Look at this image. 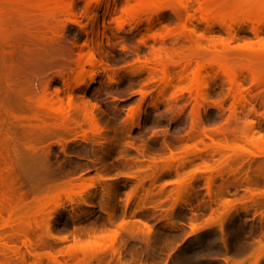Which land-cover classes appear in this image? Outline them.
Masks as SVG:
<instances>
[{
  "label": "rangeland",
  "instance_id": "374dc122",
  "mask_svg": "<svg viewBox=\"0 0 264 264\" xmlns=\"http://www.w3.org/2000/svg\"><path fill=\"white\" fill-rule=\"evenodd\" d=\"M95 2L0 0L1 263L264 264V7Z\"/></svg>",
  "mask_w": 264,
  "mask_h": 264
},
{
  "label": "bare ground",
  "instance_id": "6f19581e",
  "mask_svg": "<svg viewBox=\"0 0 264 264\" xmlns=\"http://www.w3.org/2000/svg\"><path fill=\"white\" fill-rule=\"evenodd\" d=\"M96 2V5L94 6V5H87L86 6V8H85V15L88 17L87 19H90L91 21H93L95 24L97 23L96 21H97V17H98V11H99V8H100V6H101V4H102V0H95ZM136 2H137V7H136V12H141V11H144L145 9H147V7L150 5L149 3H150V0H135ZM217 1V2H216ZM221 2V1H223L222 2V7L223 8H225L226 10H230V11H232V12H234V13H252V12H254L255 10H257L258 9V7H264V0H205V8H208V7H210V6H212L214 3L216 4V3H218V2ZM110 5H115V0H106V4H105V13H107L108 11H109V9H110ZM74 7H75V0H67V3L65 4V6H64V8H63V10H65V12H70V14L71 13H73V10H74ZM202 7V6H201ZM192 9V6L190 5V4H188V3H185L184 5H183V10H184V13H185V15H187L188 16V14H189V11ZM92 27H93V25H92ZM91 49H89V51H90ZM89 53V52H88ZM90 54V56H89V58L86 60V61H82V60H80L79 62H78V65H77V69H78V71L80 72V71H82V69H83V66H84V64H86V63H90V61L93 59V56L91 55V53H89ZM93 81V79H92V77H90V79H89V82L87 83V82H85L84 81V79L83 78H79V79H77L76 80V82L74 83V85H73V87L72 88H80V87H82V86H89L90 85V83ZM240 102H242V104H244L245 106L247 105V106H249V107H251V103H250V101L249 100H247L244 96H241L240 97ZM246 106V107H247ZM253 106V105H252ZM84 114H85V117L83 118V120H84V125H86V123H87V125L89 126V127H91V128H94L95 126H96V124H97V120H96V118H95V115H94V113L91 111V110H89V109H87V108H85L84 109ZM237 118V117H236ZM240 118L238 117L237 118V120H239ZM77 123V122H76ZM78 124V123H77ZM77 124H75V125H77ZM78 126V125H77ZM76 126V127H77ZM79 127H81V125L79 126ZM81 129V128H80ZM205 132V131H204ZM203 133V132H202ZM101 135H103V134H101ZM107 135V134H106ZM121 135V137H122V134H119L118 136H120ZM203 136L205 137V138H207V139H209L211 142H213L214 141V137H215V135L214 134H212L211 132H208V133H204L203 134ZM115 137V136H114ZM116 138V137H115ZM118 139H120V137H117ZM116 138V139H117ZM117 139V141H116V143L115 144H117L118 145V143L117 142H119V141H121V140H118ZM113 140H115L114 138H113ZM112 140V144H113V142H115V141H113ZM111 141V140H110ZM111 143V142H110ZM120 143V142H119ZM202 143V142H201ZM114 145V144H113ZM195 148V153H194V156H196V157H199V158H202V160H204V166L203 167H201V168H197V169H195L194 170V174L195 175H197V174H201V175H203V176H205V177H207L208 178V181H207V183H206V190H207V192L208 193H210V190H211V185H212V183H211V181L212 180H210V175H211V172H212V169H211V167L208 165V162L206 161V154H207V152H206V150L205 151H202V150H199L196 146L194 147ZM216 154L218 153V155H220V156H222L223 158H225V161L227 162L229 159H230V157L229 156H227V154L226 153H224L222 150H220V149H217V150H215L214 151ZM172 162H174V161H178V162H180V163H183L184 161H185V159H187V157H177L176 156V154H171V156H170V158H169ZM184 164V163H183ZM183 164H182V166H183ZM176 172H178V169H177V171ZM96 179L98 180V181H101V180H103V181H105L106 180V178L105 177H102V176H97L96 177ZM90 182H92L93 181V179L92 178H89L88 179ZM260 181H264V178L263 177H260V176H254L252 179H251V182L253 183V184H258ZM153 187H154V185H152ZM93 187V185L92 184H90L84 191L86 192V191H88L90 188H92ZM152 187V188H153ZM149 191V190H148ZM137 192H138V188H135L134 190H132V194H134V195H137ZM147 191L145 190V192L144 193H146ZM117 193V192H116ZM118 194V193H117ZM119 195V194H118ZM117 195V196H118ZM52 196H54V195H52ZM137 198H139L138 197V195H137ZM62 207V205L61 204H59L58 206H56V209H58V208H61ZM112 212V211H111ZM111 212H110V214H109V216L111 215V216H113L114 214H111ZM113 213V212H112ZM2 215H3V209L2 208H0V217L2 218ZM110 216V217H111ZM10 219L11 218H9L8 220H7V222H6V225H9V223H10ZM140 220H138V222H139ZM130 223V222H129ZM143 227H144V224L142 223V222H139ZM131 226V225H130ZM134 227V226H133ZM132 228V227H131ZM146 228V227H145ZM132 230V229H131ZM190 230H191V232L192 233H195L197 230H195V228H194V226H191L190 227ZM121 231L122 232H124L123 234H125L126 232L128 233V232H130V228L128 227V225H127V221L122 225V227H121ZM147 232H150V230L148 231L147 230ZM129 234V233H128ZM119 237H121V235L119 234V233H116L115 234V237H114V239L116 240V239H119ZM26 240H27V242H31L30 240H29V238H27V236H26ZM1 242H2V239H1V237H0V245L3 247H5L7 244H9V243H11V240H5V242L3 241V243L1 244ZM6 242H8V243H6ZM1 246H0V248H1ZM7 247V246H6ZM76 255H78V252L76 251ZM115 256V255H117L119 258H120V255H121V253H120V251L119 250H117V249H111V250H100V251H96V252H93L92 254H91V256L92 257H94V258H97V259H101V258H104L105 256ZM112 258V257H111ZM2 258L0 257V264H2L1 262H2V260H1ZM187 262L189 263V264H199L198 262H197V260H196V258L195 257H193V256H188L187 257ZM132 263V262H131ZM141 263V262H140ZM135 264V263H134Z\"/></svg>",
  "mask_w": 264,
  "mask_h": 264
}]
</instances>
